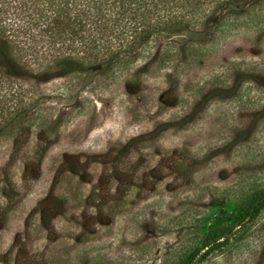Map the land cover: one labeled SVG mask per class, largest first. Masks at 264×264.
<instances>
[{
  "label": "rangeland",
  "instance_id": "obj_1",
  "mask_svg": "<svg viewBox=\"0 0 264 264\" xmlns=\"http://www.w3.org/2000/svg\"><path fill=\"white\" fill-rule=\"evenodd\" d=\"M198 8L214 42L187 65L158 66L161 40L110 78L0 84V126L28 120L0 129V264H182L264 189V0ZM196 264H264V210Z\"/></svg>",
  "mask_w": 264,
  "mask_h": 264
},
{
  "label": "trees",
  "instance_id": "obj_2",
  "mask_svg": "<svg viewBox=\"0 0 264 264\" xmlns=\"http://www.w3.org/2000/svg\"><path fill=\"white\" fill-rule=\"evenodd\" d=\"M189 1L0 0V84L13 85L23 79L19 72L39 73L58 65L70 73L110 78L129 69L144 48L161 40L166 43L157 57L158 66L187 65L192 45L214 42L211 29L200 34L190 23L200 1L207 0H192L194 8H189ZM22 93L16 90L12 96L19 101ZM6 115L0 129L7 126L10 115L16 124L22 123V117L28 121L18 109L6 110ZM263 210L261 189L238 210L221 211L216 220L229 222V226L217 233L210 231L182 264L200 263L213 251L241 241L248 224Z\"/></svg>",
  "mask_w": 264,
  "mask_h": 264
}]
</instances>
